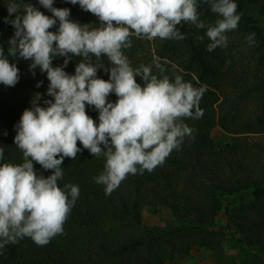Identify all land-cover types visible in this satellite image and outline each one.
I'll use <instances>...</instances> for the list:
<instances>
[{
	"label": "trees",
	"instance_id": "16d2710c",
	"mask_svg": "<svg viewBox=\"0 0 264 264\" xmlns=\"http://www.w3.org/2000/svg\"><path fill=\"white\" fill-rule=\"evenodd\" d=\"M13 2L31 4L45 15H52L39 0L0 2V46L5 55L8 41L15 34L13 25L6 22V18L11 21L17 15L10 16L8 12L7 7ZM235 2L241 20L238 29L226 33L230 39L227 50L207 51L209 40L199 36L200 28L187 23L177 26L185 36L183 40L132 36V46L123 50L134 69L151 65L153 74L160 78L167 75L174 81L179 75L195 88L206 89L200 102L202 118L184 121L194 129L192 137H186L181 148L174 150L162 166L152 172L129 175L111 195H106L105 186L94 180L104 170L106 158L94 157L78 142L81 153L76 159L65 158L63 178L58 181L61 188L73 184L80 189L64 225V234L57 235L46 246H38L27 237L10 244L0 255V264H177L191 261L196 249L215 257L216 264H255L253 259L264 254V147L247 144L244 148L239 137H233L232 144L224 146L211 137L217 126L233 135L264 133V68L246 77L245 52L232 55L238 44L245 49L255 46L264 49V25L255 19L257 15L264 17V0ZM198 3L201 19L206 25H214L220 17L203 0ZM53 6L70 9V19L82 25L101 27L99 19L94 27L92 14L79 4L54 0ZM58 27L59 22L50 30L55 32ZM251 33L256 34V42L250 47L245 37ZM69 55L65 71L74 75L82 57ZM8 58L20 69V80L14 87L0 84V148L4 150L0 165L24 162L23 153L14 142L16 126L23 112L33 108L36 94L41 96V107H48L47 100L54 102L47 95L50 81L45 72L37 67L33 75L31 60ZM65 59L55 57L53 67H63ZM92 60L99 65L95 57ZM155 62L163 66V74ZM97 76L108 80L110 72L99 69ZM137 82L143 84L140 77ZM229 87L234 92L233 113L222 110L228 97L219 104L220 93ZM247 97L260 103V111L254 123L248 120L243 125L236 120L241 106L238 101ZM108 99L115 102L117 97L113 93ZM218 107H221L219 114ZM86 110L98 124L99 112L93 106H87ZM34 167L38 175L52 174L39 164ZM144 207L154 214L169 209L166 224H145ZM221 215L226 217V225L221 222ZM231 245L237 254L226 260L223 250Z\"/></svg>",
	"mask_w": 264,
	"mask_h": 264
},
{
	"label": "clouds",
	"instance_id": "9594fccd",
	"mask_svg": "<svg viewBox=\"0 0 264 264\" xmlns=\"http://www.w3.org/2000/svg\"><path fill=\"white\" fill-rule=\"evenodd\" d=\"M99 18L101 27L90 28L70 19V9L54 7V0H39L52 15L24 3H10L7 20L15 28L5 55L0 46V84L14 87L20 69L8 57L31 60L30 69L40 68L50 81L47 95L54 98L41 107L36 94L33 108L26 109L18 123L14 142L23 153L22 164L0 165V255L10 244L25 237L46 246L64 225L79 195L78 185L58 181L63 178L65 158L76 159L82 149L94 157H105L104 170L94 180L111 195L129 175L152 172L162 166L174 150H179L194 129L184 121L200 119V102L205 88H195L177 75L171 80L153 74L152 66L133 68L124 49L132 46V36L183 40L177 26L184 23L207 29V51L228 47L226 33L238 29L241 14L235 0H203L219 19L205 24L198 0H69ZM59 22L57 31H51ZM255 33L245 37L255 45ZM82 57L75 74L65 71L71 56ZM57 56L67 57L63 67H53ZM106 56L111 64L93 63ZM161 74L165 69L159 62ZM110 72L108 80L98 78V70ZM140 77L142 83L137 82ZM43 82L37 84L40 87ZM115 94L117 100L109 102ZM87 106L99 112V123L88 115ZM7 133H5L6 135ZM194 138V137H193ZM4 150L0 148V159ZM34 164L52 174L38 175Z\"/></svg>",
	"mask_w": 264,
	"mask_h": 264
},
{
	"label": "rangeland",
	"instance_id": "374dc122",
	"mask_svg": "<svg viewBox=\"0 0 264 264\" xmlns=\"http://www.w3.org/2000/svg\"><path fill=\"white\" fill-rule=\"evenodd\" d=\"M1 3H8L10 2V0H0ZM99 18L96 17L95 15L92 14V18L91 23L94 25V27L97 24V20ZM255 19L261 20L262 24L264 25V17H260V16H255ZM206 28L205 29H201L200 31V37L204 38V39H208V37L206 36ZM135 36V35H133ZM233 35H231V39H233ZM210 43V41H209ZM229 44H230V39L228 40V47L225 48L226 50L229 48ZM236 50H234L232 52V55L234 54V52H245L244 55V60L247 62L248 66L245 68V75H247L246 77H248V73L252 74L254 72H256L258 69H263L264 68V49H261V47H252V48H242L239 44L236 45ZM244 49V50H243ZM253 52H255V54H253ZM230 59V57H229ZM98 64H103L105 65L107 68L111 67L110 62L108 61L106 56L101 57L98 60ZM100 70L105 71L104 68H101ZM224 94V96H223ZM221 98H220V103H222L225 100V97H228L226 101H224V104L222 103V110L223 111H229L230 113L234 112V102H233V98H234V92H233V88L229 87V89H225L224 91H222L220 93ZM243 101H238L240 102V108L238 110V116L236 118V120L240 123V124H246L248 123V120H251L253 123L254 121H256V117L260 111V103L258 101H256V99L254 98H242ZM220 109L221 107H218L217 113H220ZM214 140H216L217 143H220V145H224L226 146L228 143L232 144V138L233 137H239L240 139L243 140L244 142V148L245 146L248 145H254V144H259V146H263L264 147V133H244V134H237V135H233V134H228L226 131H224L220 126H217L213 129L212 131V136H211ZM220 147V146H219ZM244 150V149H243ZM169 209H165L163 208L161 213L158 214H154L150 208L148 207H144L142 210V214H143V218H144V222L145 224L149 225V226H163L166 224L167 219L169 218ZM221 222L223 223V225L227 224V219L224 215L219 216ZM224 256L226 260H229V258H231L233 255L237 254V250L234 249L231 245L227 246L224 250ZM192 256L193 259L191 261L188 262H184V261H180L177 262V264H216V259L215 257H211L208 253H205L203 250H194L192 252ZM253 261L255 262V264H264V254L260 255L259 257H255L253 259ZM170 264V263H169ZM174 264V263H173Z\"/></svg>",
	"mask_w": 264,
	"mask_h": 264
}]
</instances>
